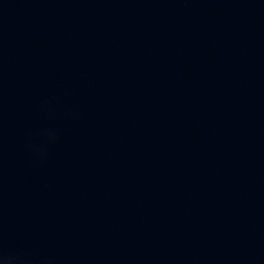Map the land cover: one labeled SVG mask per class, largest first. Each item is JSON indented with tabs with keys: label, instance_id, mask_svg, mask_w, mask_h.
Listing matches in <instances>:
<instances>
[{
	"label": "water",
	"instance_id": "obj_1",
	"mask_svg": "<svg viewBox=\"0 0 264 264\" xmlns=\"http://www.w3.org/2000/svg\"><path fill=\"white\" fill-rule=\"evenodd\" d=\"M0 264H264V0H0Z\"/></svg>",
	"mask_w": 264,
	"mask_h": 264
}]
</instances>
